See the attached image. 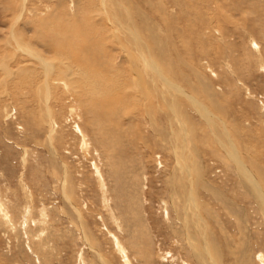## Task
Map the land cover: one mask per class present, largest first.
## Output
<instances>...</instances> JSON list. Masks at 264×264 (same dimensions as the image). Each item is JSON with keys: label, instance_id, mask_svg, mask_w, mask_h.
Masks as SVG:
<instances>
[{"label": "rangeland", "instance_id": "1", "mask_svg": "<svg viewBox=\"0 0 264 264\" xmlns=\"http://www.w3.org/2000/svg\"><path fill=\"white\" fill-rule=\"evenodd\" d=\"M0 264H264V0H0Z\"/></svg>", "mask_w": 264, "mask_h": 264}]
</instances>
